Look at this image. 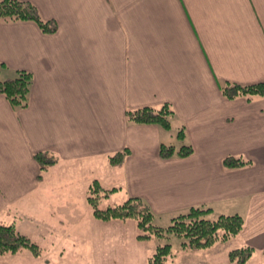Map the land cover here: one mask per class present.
Returning a JSON list of instances; mask_svg holds the SVG:
<instances>
[{
    "label": "crops",
    "instance_id": "obj_1",
    "mask_svg": "<svg viewBox=\"0 0 264 264\" xmlns=\"http://www.w3.org/2000/svg\"><path fill=\"white\" fill-rule=\"evenodd\" d=\"M23 1L57 30L0 21L1 77L32 74L26 108L14 110L0 95V224L39 246L37 238L56 231L53 222L64 218L70 230L82 183L99 182L108 156L127 147L122 167L110 168L123 177L113 187L143 198L156 216L197 205L243 216L237 235L205 248L221 263L192 256L193 264H222L231 246L263 257L264 97L228 100L219 84L264 82V0ZM162 103L174 112L169 130L125 119L127 109ZM180 127L192 154L159 158V143L179 145ZM39 151L55 160L41 174ZM229 155L251 163L225 169ZM39 255L22 249L0 264Z\"/></svg>",
    "mask_w": 264,
    "mask_h": 264
},
{
    "label": "trees",
    "instance_id": "obj_2",
    "mask_svg": "<svg viewBox=\"0 0 264 264\" xmlns=\"http://www.w3.org/2000/svg\"><path fill=\"white\" fill-rule=\"evenodd\" d=\"M0 21H32L41 32L53 34L57 30V23L53 19L41 17L37 7L29 1L0 0ZM5 68L0 63V95L3 96L14 110L27 107L32 83V74L26 70H16L12 76L2 78L1 70ZM222 95L228 99L244 97L247 100L264 97V82L239 84L224 82L219 84ZM174 112L169 103H162L159 107L141 106L125 110V119L131 124H155L164 130L171 128V118ZM179 142L174 144L159 143L158 156L168 159L174 156L187 157L193 152L192 146L183 141L185 133L180 127L175 134ZM129 149L124 147L107 158L110 167H122L125 158L129 155ZM39 166L40 174L54 163L52 156L45 152H35L33 155ZM250 161L240 156H225L222 166L225 169H235L250 165ZM40 174L38 177L40 178ZM117 188L105 189L96 179L88 186L86 200L91 207L92 215L101 221L132 219L137 231L136 238L140 241H148L152 237L167 238L173 235L183 238L180 245L183 249L196 251L212 247L216 243L225 242L237 235L243 227L244 218L239 213L214 214L208 205L190 206L184 211L175 214L167 226H158L154 223L156 215L147 202L139 196H127L126 199L116 205H108L99 208V200L107 197ZM212 214H214L212 216ZM26 249L31 254H40L39 246L26 235L20 233L12 224H0V257L4 254H12ZM253 247L244 245L235 247L227 252V260L233 264H245L251 257ZM171 256L169 243L158 244L148 257V264H165Z\"/></svg>",
    "mask_w": 264,
    "mask_h": 264
},
{
    "label": "rangeland",
    "instance_id": "obj_3",
    "mask_svg": "<svg viewBox=\"0 0 264 264\" xmlns=\"http://www.w3.org/2000/svg\"><path fill=\"white\" fill-rule=\"evenodd\" d=\"M110 168L98 177L100 184L105 189L113 188L114 185L121 186L123 183L119 169L114 168L112 170ZM76 172L78 177L87 178L86 174L90 175L85 170H77ZM91 177L82 183L83 200L76 201V209L79 210L76 225L69 230L67 224L70 223L68 220L61 218V224L53 222L51 227L56 228V231L51 232V237L46 241L37 238L40 243V246L38 245L40 255L36 260L31 259L28 264H148V257L155 247L164 243L171 245V256L165 264H193L196 262L195 258L201 259L202 257L215 263H221L219 256L208 255L206 249L196 251L183 249L180 245L183 238L173 235H169L167 238L152 237L148 241H140L136 238L137 231L132 219L109 221L96 219L92 215L91 207L85 198L88 186L92 181ZM126 197L123 188L113 191L107 197L99 200L98 207L105 208L108 205L119 204ZM172 217L173 215L157 216L154 223L164 227L170 223ZM66 229L70 231L71 235L63 237L62 231ZM231 247L233 248V246ZM17 261L19 264V260ZM260 261L264 264V255L263 257L256 256L255 252H252L245 264H258ZM222 264L233 263L222 259Z\"/></svg>",
    "mask_w": 264,
    "mask_h": 264
}]
</instances>
